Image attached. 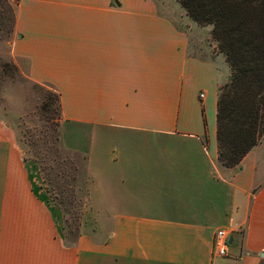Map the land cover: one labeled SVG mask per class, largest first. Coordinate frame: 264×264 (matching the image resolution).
Wrapping results in <instances>:
<instances>
[{
	"label": "crops",
	"instance_id": "obj_1",
	"mask_svg": "<svg viewBox=\"0 0 264 264\" xmlns=\"http://www.w3.org/2000/svg\"><path fill=\"white\" fill-rule=\"evenodd\" d=\"M204 27L168 0H18L12 54L59 94L85 181L70 241L0 119V264H264V152L218 161ZM218 228L231 230L223 257Z\"/></svg>",
	"mask_w": 264,
	"mask_h": 264
},
{
	"label": "rangeland",
	"instance_id": "obj_2",
	"mask_svg": "<svg viewBox=\"0 0 264 264\" xmlns=\"http://www.w3.org/2000/svg\"><path fill=\"white\" fill-rule=\"evenodd\" d=\"M168 2L180 9L176 0ZM17 3L18 0H0V119L15 135L25 160L37 170L47 191V201L61 215L63 235L71 241L78 232L83 209L84 159L61 142L63 121L55 91L47 84L31 81L25 64L12 54ZM203 26L209 29L204 27L200 31L196 52L216 64L219 90L231 71L211 36L212 26ZM257 144L264 152V132ZM260 162L264 167V156Z\"/></svg>",
	"mask_w": 264,
	"mask_h": 264
},
{
	"label": "trees",
	"instance_id": "obj_3",
	"mask_svg": "<svg viewBox=\"0 0 264 264\" xmlns=\"http://www.w3.org/2000/svg\"><path fill=\"white\" fill-rule=\"evenodd\" d=\"M177 1L197 24L212 26L229 65L216 102L217 158L237 167L264 132V0Z\"/></svg>",
	"mask_w": 264,
	"mask_h": 264
},
{
	"label": "built area",
	"instance_id": "obj_4",
	"mask_svg": "<svg viewBox=\"0 0 264 264\" xmlns=\"http://www.w3.org/2000/svg\"><path fill=\"white\" fill-rule=\"evenodd\" d=\"M201 96H203L201 94ZM231 230L227 228H218L215 230L212 240V249L216 256H227L229 246V236Z\"/></svg>",
	"mask_w": 264,
	"mask_h": 264
},
{
	"label": "water",
	"instance_id": "obj_5",
	"mask_svg": "<svg viewBox=\"0 0 264 264\" xmlns=\"http://www.w3.org/2000/svg\"><path fill=\"white\" fill-rule=\"evenodd\" d=\"M231 241V238L229 239V242Z\"/></svg>",
	"mask_w": 264,
	"mask_h": 264
}]
</instances>
